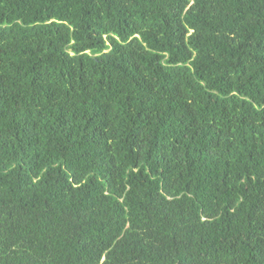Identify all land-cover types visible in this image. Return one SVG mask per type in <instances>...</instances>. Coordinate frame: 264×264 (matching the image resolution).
I'll use <instances>...</instances> for the list:
<instances>
[{
	"label": "trees",
	"instance_id": "16d2710c",
	"mask_svg": "<svg viewBox=\"0 0 264 264\" xmlns=\"http://www.w3.org/2000/svg\"><path fill=\"white\" fill-rule=\"evenodd\" d=\"M0 264H264V0H0Z\"/></svg>",
	"mask_w": 264,
	"mask_h": 264
}]
</instances>
